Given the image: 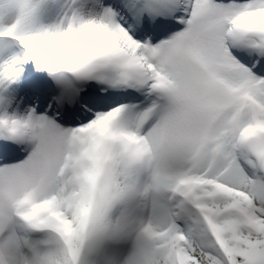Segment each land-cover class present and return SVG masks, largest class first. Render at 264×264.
I'll return each mask as SVG.
<instances>
[{"label":"snow or ice","instance_id":"6c2138e0","mask_svg":"<svg viewBox=\"0 0 264 264\" xmlns=\"http://www.w3.org/2000/svg\"><path fill=\"white\" fill-rule=\"evenodd\" d=\"M0 264H264V0H0Z\"/></svg>","mask_w":264,"mask_h":264}]
</instances>
